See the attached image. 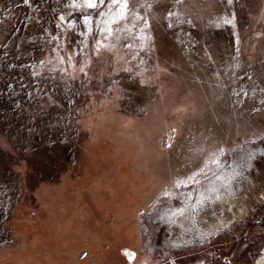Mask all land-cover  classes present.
I'll use <instances>...</instances> for the list:
<instances>
[{
    "label": "rangeland",
    "instance_id": "374dc122",
    "mask_svg": "<svg viewBox=\"0 0 264 264\" xmlns=\"http://www.w3.org/2000/svg\"><path fill=\"white\" fill-rule=\"evenodd\" d=\"M0 0V264H264V0Z\"/></svg>",
    "mask_w": 264,
    "mask_h": 264
},
{
    "label": "snow or ice",
    "instance_id": "6c2138e0",
    "mask_svg": "<svg viewBox=\"0 0 264 264\" xmlns=\"http://www.w3.org/2000/svg\"><path fill=\"white\" fill-rule=\"evenodd\" d=\"M89 7H94L95 5L91 2V0H89V4H88Z\"/></svg>",
    "mask_w": 264,
    "mask_h": 264
}]
</instances>
